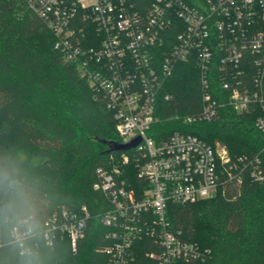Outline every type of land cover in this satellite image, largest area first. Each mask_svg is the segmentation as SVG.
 <instances>
[{
  "label": "built area",
  "instance_id": "built-area-1",
  "mask_svg": "<svg viewBox=\"0 0 264 264\" xmlns=\"http://www.w3.org/2000/svg\"><path fill=\"white\" fill-rule=\"evenodd\" d=\"M56 37L63 61L77 67L116 120L122 142L140 137L134 152L138 182L118 167H98L94 188L111 202L102 216L110 264H138L136 242L149 241L148 264H191L207 251L186 240L167 219L170 202L211 198L241 184L264 180V153L232 156L221 141L207 143L193 133L150 135L158 121V99L179 61L200 73L201 101L186 122L213 120L228 101L237 112L260 109L256 129L264 135V0H22ZM166 48V49H165ZM168 99L169 95H165ZM161 136V135H160ZM124 163L130 155L122 152ZM60 214L37 231L15 225L12 237L39 235L52 244L58 233L78 249L89 218Z\"/></svg>",
  "mask_w": 264,
  "mask_h": 264
},
{
  "label": "trees",
  "instance_id": "trees-1",
  "mask_svg": "<svg viewBox=\"0 0 264 264\" xmlns=\"http://www.w3.org/2000/svg\"><path fill=\"white\" fill-rule=\"evenodd\" d=\"M55 40L22 0H0V264H110L102 247L111 239L101 216L111 202L94 188L96 170L118 167L122 177L139 180L133 150L125 152L126 163L123 151L107 152L101 139L122 142L116 120L77 67L63 61ZM200 101L196 64L179 61L164 83L149 134L165 138L179 130L210 144L219 140L232 156L264 153V135L255 127L260 109L237 112L225 101L217 119L186 122ZM82 204L90 216L76 252L65 233L52 244L39 235L25 240L29 250L12 237L15 225L38 231L64 210L80 213ZM167 219L207 251L191 264H264V180L245 178L211 198L170 202ZM134 247L138 264H148L151 243Z\"/></svg>",
  "mask_w": 264,
  "mask_h": 264
},
{
  "label": "water",
  "instance_id": "water-1",
  "mask_svg": "<svg viewBox=\"0 0 264 264\" xmlns=\"http://www.w3.org/2000/svg\"><path fill=\"white\" fill-rule=\"evenodd\" d=\"M101 141L108 146V153L114 152V151H123L126 152L132 148H134L140 141V137L133 138L132 140L128 142H119L116 140H108V139H101Z\"/></svg>",
  "mask_w": 264,
  "mask_h": 264
}]
</instances>
